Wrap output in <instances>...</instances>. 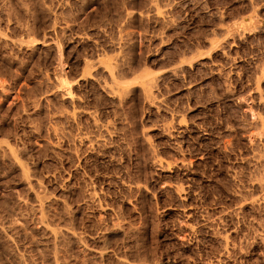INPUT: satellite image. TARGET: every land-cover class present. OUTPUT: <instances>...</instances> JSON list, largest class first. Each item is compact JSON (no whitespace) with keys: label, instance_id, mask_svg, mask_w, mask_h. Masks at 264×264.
<instances>
[{"label":"rangeland","instance_id":"rangeland-1","mask_svg":"<svg viewBox=\"0 0 264 264\" xmlns=\"http://www.w3.org/2000/svg\"><path fill=\"white\" fill-rule=\"evenodd\" d=\"M7 1L0 0V264H264V0H175L168 23L146 0ZM243 14L253 20L237 36L213 40ZM117 45L129 79L154 80V104L140 87L133 91L137 129L81 74L85 59L120 57ZM61 68L80 103L113 127L104 146L76 135L94 134L90 118L62 115L72 106L58 88ZM152 153L173 167L161 169Z\"/></svg>","mask_w":264,"mask_h":264},{"label":"bare ground","instance_id":"bare-ground-1","mask_svg":"<svg viewBox=\"0 0 264 264\" xmlns=\"http://www.w3.org/2000/svg\"><path fill=\"white\" fill-rule=\"evenodd\" d=\"M2 1V0H1ZM6 1V0H5ZM14 1V0H13ZM52 1V0H51ZM58 1V0H57ZM172 1H175V0H146V2L145 3H147V5H148V7L150 8V10L152 11V12H155V15H156V17L158 18V20L159 19H161V20H164L165 22H170V21H172V19H173V21L175 20V18L174 17H172V19H170V16H169V13H170V11H173V9L172 8H170V9H172V10H168V5L170 6V4L172 3ZM8 2V1H7ZM7 2H4V3H7ZM54 1H52L51 3H53ZM171 2V3H170ZM177 2V1H176ZM3 3V4H4ZM8 3H10L11 5L13 4V6H14V3H11V0H10V2H8ZM25 3V2H24ZM23 3V5H26V4H24ZM32 3V2H31ZM42 3H46V2H42ZM66 3V2H65ZM85 3V2H84ZM174 3V2H173ZM173 3H172V5H173ZM194 3V2H193ZM251 3V2H250ZM254 3V2H253ZM2 4V3H1ZM40 4V3H39ZM123 4H124V2H123ZM188 4V3H187ZM9 5V4H8ZM10 5V6H11ZM22 5V6H23ZM31 5V4H30ZM41 5V4H40ZM132 5V4H131ZM146 5V4H145ZM264 5V4H263ZM3 6V5H2ZM5 6V5H4ZM27 6V5H26ZM25 6V7H26ZM35 6V5H34ZM43 6V5H42ZM47 6V5H46ZM8 7V6H7ZM31 7V6H30ZM33 7V6H32ZM52 7V6H51ZM59 7V6H58ZM131 7V6H130ZM130 7L128 6V8L130 9ZM146 7V6H145ZM147 7V8H148ZM171 7V6H170ZM2 8H4V7H2ZM6 8V7H5ZM24 8V7H23ZM28 8H29V6H28ZM33 8H35V7H33ZM50 8V7H49ZM56 8V7H55ZM133 8V7H132ZM146 8V10H148ZM252 8V7H251ZM11 10H12V7L10 8ZM10 9H8V10H6V12L8 13V11H10ZM31 9V8H30ZM25 10V9H24ZM33 10V9H32ZM252 10V9H251ZM17 11V10H16ZM28 11V10H27ZM85 11V10H84ZM122 11V10H121ZM129 11V10H128ZM128 11H127V13H126V11H125V13L128 15ZM142 11H145V10H142ZM141 10H140V12H142ZM3 12V11H2ZM14 12H15V10H14ZM50 12V11H49ZM53 12H55V11H53ZM86 12V11H85ZM84 12V13H85ZM123 12V11H122ZM146 12V11H145ZM148 12L149 11H147V16H148ZM252 12V11H251ZM253 12H255V11H253ZM257 12V11H256ZM255 12V13H256ZM6 13V14H7ZM16 13H18V15H20V13L19 12H16ZM15 13V15H17ZM33 13V12H32ZM124 13V12H123ZM131 14H132V12H130ZM255 13H254V15H255ZM3 14V13H2ZM9 14V13H8ZM12 14H14L13 12H12ZM11 14V16H13ZM28 14H30V13H28ZM61 14H62V12H61ZM149 14H150V12H149ZM217 14V13H216ZM248 14V13H247ZM10 15V14H9ZM9 15H8V17H9ZM14 15V16H15ZM17 15V16H18ZM54 15H55V13H54ZM59 15V14H58ZM71 15H72V13H71ZM87 15V14H86ZM121 18H123V14L121 13ZM126 15V16H127ZM130 15V14H129ZM128 15V16H129ZM133 15V14H132ZM131 15V16H132ZM138 15H139V13H138ZM142 15V14H141ZM145 15V14H144ZM144 15H142L143 17H144ZM151 15H154V14H152L151 13ZM170 15H171V13H170ZM7 16V15H6ZM11 16H10V18H11ZM17 16H15V17H17ZM32 16V15H31ZM65 16V15H64ZM64 16H63V18H64ZM109 16V15H108ZM131 16L129 17V18H131ZM256 16V15H255ZM8 17H7V19H8ZM20 17H21V15H20ZM35 17V16H34ZM55 17V16H54ZM60 17V16H59ZM145 17H146V15H145ZM176 17V16H175ZM254 16H252V18H253ZM10 18H9V20H10ZM19 18V16L17 17V19ZM58 18V17H57ZM61 18V17H60ZM106 18V17H105ZM115 18V17H114ZM147 18V17H146ZM156 18V19H157ZM235 18V17H234ZM237 18V17H236ZM15 21H17L18 22V20L17 19H15V18H13ZM55 19H56V17H55ZM62 19V18H61ZM74 19V21H71V20H73ZM73 19H71L70 21L71 22H77V20H78V17L76 18L75 16L73 17ZM81 19V18H80ZM131 19H134L133 17L131 18ZM131 19H129L130 21H131ZM8 20V21H9ZM21 20H22V18H21ZM57 20V19H56ZM60 20V19H59ZM121 20H123V19H121ZM120 20V21H121ZM128 20V21H129ZM142 20V19H141ZM231 20V19H230ZM233 20V19H232ZM250 20H251V15H247V16H245L244 14H243V16H241V15H239V17H238V19L237 20H233L234 22H230L229 21V23H227V24H221L220 26H219V28H217L215 31H214V33H213V35H214V38H213V40L215 39V40H217V42H219V41H221V40H219V39H221L220 37H222V38H224V37H226V39H227V37H234L237 33H239V30H241V28H243V27H245L247 24H249L250 23ZM253 20V19H252ZM251 20V21H252ZM11 21V20H10ZM10 21H9V23H10ZM64 21H66V20H64ZM69 21V20H68ZM117 21V20H116ZM119 21V22H120ZM163 21V23H165ZM172 21V22H173ZM258 21V20H257ZM12 22V21H11ZM23 22V21H22ZM22 22H18V23H22ZM28 22V21H27ZM26 22V23H27ZM54 22H56V21H54ZM53 22V23H54ZM111 22V21H110ZM110 22H109V24H110ZM124 22H126V20L124 21ZM123 22V23H124ZM162 22V21H161ZM254 22V21H253ZM255 22H256V20H255ZM259 22V21H258ZM58 23V20H57V22H56V24ZM66 23V22H65ZM69 22H67V24H68ZM122 23V24H123ZM127 23H130V22H127ZM167 23H166V25H167ZM226 23V22H225ZM55 23H54V25H56ZM125 24V23H124ZM123 24V25H124ZM131 24V23H130ZM19 25V24H18ZM23 25V24H22ZM24 25L27 27L29 24H25V22H24ZM33 25V24H32ZM52 25V24H51ZM85 25V24H84ZM106 26H107V24H105ZM120 25H121V23H120ZM129 25V24H128ZM132 25V24H131ZM169 25H172V24H169ZM174 25V24H173ZM24 26V27H25ZM30 26V25H29ZM57 26V25H56ZM71 26V25H70ZM92 26V25H91ZM119 26V25H118ZM126 26V25H125ZM124 26V27H125ZM252 26V25H251ZM7 27H8V25H7ZM105 27V26H104ZM122 27V26H121ZM124 27H122V28H124ZM130 28V25L129 26H127V28ZM253 27L254 26H252V27H249V29L250 28H252V30H253ZM22 28V27H21ZM32 28V27H31ZM55 28L56 27H54V30H55ZM119 28H120V26H119ZM126 28V29H127ZM256 28V27H255ZM29 30H30V28H28ZM125 29V30H126ZM27 30V29H26ZM119 30V29H118ZM255 30V29H254ZM33 31V30H32ZM122 30L120 29V32H121ZM242 31H245V29L244 30H242ZM246 31H248V29H246ZM30 32V31H29ZM29 32H28V35H29ZM63 32V31H62ZM144 32V31H143ZM34 33V32H33ZM245 33V32H244ZM249 33H251V31H249ZM36 34H37V32H36ZM120 34V33H119ZM126 34V33H125ZM131 34V33H130ZM241 34V33H240ZM239 34V35H240ZM247 34V33H246ZM59 35V34H58ZM238 35V36H239ZM243 35V34H242ZM242 35H240V36H242ZM33 36V35H32ZM127 36V35H126ZM140 36V35H139ZM237 36V35H236ZM239 36V37H240ZM247 36V35H246ZM30 37H31V35H30ZM29 37V39H33V37L34 38H36V35L34 34V36L33 37H31L30 38ZM122 37V36H121ZM239 37L237 38V39H239ZM16 38V37H15ZM28 38V37H27ZM113 38V37H112ZM118 38V37H117ZM124 38H125V36H124ZM241 38V37H240ZM243 38H245L244 37V35H243ZM121 38H119V40H120ZM138 39V38H137ZM142 39V38H141ZM207 39V38H206ZM225 39V38H224ZM56 40V39H55ZM118 40V41H119ZM124 40V39H123ZM233 40H234V38H233ZM240 40V39H239ZM209 41V40H208ZM227 41V40H226ZM229 41V40H228ZM227 41V42H228ZM235 41H236V39H235ZM19 42V41H18ZM35 42V41H34ZM111 42V41H110ZM140 42V41H139ZM216 42V41H215ZM231 42V41H230ZM239 42V41H238ZM209 43H211V42H209ZM222 43V42H221ZM111 44H113V46L115 45V42H113V43H111ZM116 44H117V42H116ZM119 44H120V42H119ZM122 44V43H121ZM120 44V45H121ZM211 44H213V42L211 43ZM216 44V43H215ZM229 44V43H228ZM7 45V44H6ZM20 45V44H19ZM30 45V44H29ZM21 46V45H20ZM61 46V45H60ZM118 47H119V49L117 50V51H119V53H120V57H118V54H116L117 55V57H116V55L113 53V55H115V60L114 61H112V59L110 60V55H108L107 54V52H104V54L106 53V56L107 57H109L108 59H103L102 58V56H103V54L100 56V57H96V61H94V60H91V59H85V61H84V65H85V68H84V70H83V72L81 73L82 74V77L84 78V77H86V76H89V78H90V80H91V78H92V80H94V82H96V85L97 86H99L101 89H102V92H104L105 94H107L110 98H111V100H113V101H115L117 104V107H120V109L121 108H123L122 110L124 111L123 112V114H121V115H123L122 117H127V119H129V120H132L131 122H130V124L131 125H133L132 127L134 128V127H136L137 125H139V124H137L138 122H140V121H138L137 123H136V120H138V118L136 117V115H135V117L137 118V119H135L134 118V116L132 115V114H134L135 112H137V111H135L134 113H132L131 112V106H132V104L134 103V101H135V99H136V97L133 95V91H134V89L136 88V87H140V89L141 90H143V93H144V99H145V101L148 103V104H154L155 103V101H156V98L157 97H155L156 95L154 94L155 93V91L153 92V89H152V87H153V85H154V83L153 84H151V82L152 81H154V80H152V81H150L149 82V80L148 79H150L151 77V75L149 76V77H147V81H148V83L147 84H149V85H147V86H145L144 84H143V82H144V80H142L143 78V76H138V75H136L134 78H132V79H129L128 78V76H127V74L125 73V70H126V68H125V61H124V59L123 58H125L126 56H124L123 55V52L125 51L124 49H123V47L122 46H119V45H117ZM124 46V45H123ZM220 48H221V46H219ZM223 47V46H222ZM104 49V48H103ZM117 49V48H116ZM222 50V49H221ZM223 50H224V48H223ZM105 51V50H104ZM116 51V53H118ZM195 51V50H194ZM196 52H197V49H196ZM196 52L194 53V54H196ZM224 52H226L225 50H224ZM192 53V55L191 56H193L194 54ZM111 54V53H110ZM227 54V53H226ZM58 56V55H57ZM99 56V55H98ZM87 57V56H86ZM86 57H84V58H86ZM104 57V56H103ZM106 57V58H107ZM182 57H184V55L182 56ZM61 58V57H60ZM93 58V57H92ZM95 58V57H94ZM105 58V57H104ZM111 58H112V55H111ZM189 58V57H188ZM230 58V57H229ZM126 59V58H125ZM180 59V58H179ZM186 59V58H185ZM84 60V59H83ZM181 61H183L182 59H181ZM189 62V61H188ZM60 63V62H59ZM181 63V65H182V62H179V64ZM187 63V62H186ZM185 63V64H186ZM205 63V62H204ZM259 64V63H258ZM261 64V63H260ZM63 65V64H62ZM65 65V64H64ZM178 66V68L179 67H181L182 68V66ZM184 65V64H183ZM172 66V65H171ZM63 67V66H62ZM178 68H175L174 67V69L172 70V73H173V75L174 76H177L178 75V72H179V70H178ZM100 69H103V70H101L100 71ZM259 69V68H258ZM183 70V69H182ZM264 71V70H263ZM263 71H262V73H263ZM70 71H66L64 68H61V76L59 77V76H57L58 74V71H57V77H59L58 78V83H59V86H58V84H57V86H58V88L59 89H61V91H60V93H61V95H62V97L63 98H66V100L68 99V101L70 100V105L72 106V108L69 110L68 108V110L69 111H65L62 115H64V118L66 119V120H70V119H73V120H71V121H75V122H77L76 121V119H78L82 114L83 115H85L84 116V118L87 116L88 118H90L93 122H94V124L90 121V123H92V125H94L93 127L95 128V130H93L92 129V132L93 131H95L94 132V134H90V135H88V134H86L87 133V130H86V128H85V130L84 131H86V132H84V133H81V131L80 132H77L76 133V135H78L79 136V138H80V140L82 139H85V140H87L88 142H90V144H94L95 146L97 145V146H104L105 145V143H107V137H108V133H110V135H111V132H110V129H109V121H108V123L106 122V124L104 123H101L100 122V116H99V114H98V111L99 110H97V109H95V108H91V107H89V106H86V105H82L80 102H81V100L83 99L84 100V97L82 98L81 97V95L79 96L78 94H77V92H76V90H75V87H74V83H72L71 82V78H72V76H71V78H70V76H69V74H71V73H69ZM49 73H47L46 75H48ZM146 74V73H145ZM183 74V73H182ZM228 74V73H227ZM231 74V73H230ZM264 74V73H263ZM224 75V74H223ZM261 75V74H260ZM259 75V76H260ZM81 76V75H80ZM47 77V76H46ZM49 77V76H48ZM155 77V76H154ZM56 78V77H55ZM69 78H70V80H69ZM79 78V77H78ZM88 78V79H89ZM156 78V77H155ZM57 79V78H56ZM55 79V80H56ZM73 79V78H72ZM77 79V78H76ZM144 79H146V77H144ZM86 80V79H85ZM257 80H259V79H257ZM46 81H48V80H46ZM53 81V80H52ZM75 81V80H74ZM143 81V82H142ZM49 82V81H48ZM51 82V81H50ZM257 82H259V81H257ZM76 83V82H75ZM89 83V82H88ZM51 84V83H50ZM52 85V84H51ZM53 85H54V83H53ZM93 85H94V83H93ZM226 85V84H225ZM258 85V84H257ZM256 85V86H257ZM55 87V86H54ZM53 87V88H54ZM154 88V87H153ZM158 88V87H157ZM258 88V87H257ZM51 90H52V88H51ZM58 90V89H57ZM56 90V91H57ZM231 90V89H230ZM43 91V90H42ZM41 91V92H42ZM46 91H47V89H46ZM59 91V90H58ZM101 92V93H102ZM230 92V91H229ZM45 93V92H44ZM215 93V92H214ZM262 93V92H261ZM260 93V94H261ZM44 95V94H43ZM259 96H261V95H259ZM86 97V96H85ZM263 97V96H262ZM261 97V98H262ZM42 98V97H41ZM80 98H82V99H80ZM47 99V98H46ZM80 99V100H79ZM263 99V98H262ZM37 100V99H36ZM39 100V99H38ZM65 100V101H66ZM251 101V100H250ZM262 101V100H261ZM39 102V101H38ZM38 102H36V104L38 103ZM68 103V102H67ZM84 103H86V102H84ZM157 103H158V101H157ZM40 104V103H39ZM135 105V104H134ZM92 106V105H91ZM136 106V105H135ZM144 106V105H143ZM154 106V105H153ZM251 106V105H250ZM126 107H128L126 110H125V108ZM132 107H134V106H132ZM250 108V110H252L251 109V107H249ZM248 108V109H249ZM67 109H65V110H67ZM247 110V109H246ZM63 111H64V107H63ZM132 111H134V109L132 110ZM253 111V110H252ZM251 112V111H250ZM132 113V114H131ZM254 113V112H253ZM259 113V112H258ZM61 114V113H60ZM59 114V115H60ZM260 114V113H259ZM116 115V114H115ZM256 115V114H255ZM57 116V115H56ZM61 116V115H60ZM62 117V116H61ZM86 117V118H87ZM183 117V116H182ZM178 118V117H177ZM254 118H256V117H254ZM259 118H260V120H263L264 121V119L263 118H261V116H259ZM61 119V118H60ZM89 119V120H90ZM135 119V120H134ZM183 119V118H182ZM88 120V121H89ZM124 120H126V118L124 119ZM173 120H174V118H173ZM184 120L185 119H183L182 121L184 122ZM259 119H258V123L259 124H261L260 126H262V128H264V122L263 121H260ZM86 121V120H85ZM127 122H128V120H126ZM179 121H181V119L179 120ZM181 121V122H182ZM51 122V121H50ZM64 122V121H63ZM70 122V121H69ZM75 122H73V123H75ZM81 122L83 123V121H82V119H81ZM80 122V123H81ZM111 122V121H110ZM172 122V121H171ZM66 123H68L67 121H66ZM133 123V124H132ZM140 123H142V122H140ZM179 123V122H178ZM257 123V124H258ZM57 124V123H56ZM65 124V123H64ZM76 124V123H75ZM88 124V123H87ZM112 124V123H111ZM129 124V123H128ZM181 124V123H180ZM179 124V125H180ZM73 125V124H72ZM77 125V124H76ZM81 125V124H80ZM141 125V124H140ZM166 124H164V126H165ZM251 125V124H250ZM57 126V125H56ZM55 126V127H56ZM82 126V125H81ZM88 126H90V127H92L91 126V124L90 125H88ZM130 126V125H129ZM164 126H163V128H164ZM167 126V125H166ZM257 126V125H256ZM75 127H77V126H75ZM78 127H79V124H78ZM77 127V128H78ZM90 127H88V129L90 128ZM92 127V128H93ZM54 128V127H53ZM57 128V127H56ZM83 128V127H82ZM110 128H113V127H110ZM166 128V127H165ZM170 127H169V124H168V128L167 129H169ZM258 128V127H257ZM261 128V129H262ZM84 129V128H83ZM136 129H137V127H136ZM135 129V130H136ZM69 130V129H68ZM67 130V131H68ZM79 130V129H78ZM118 130V129H117ZM165 130V129H164ZM257 130V129H256ZM263 130V129H262ZM56 131V130H55ZM74 131V130H73ZM88 131H90V130H88ZM112 131V130H111ZM166 131V130H165ZM171 131V130H170ZM258 131V130H257ZM70 132V131H69ZM68 132V133H69ZM168 132V131H167ZM264 132V131H263ZM62 133V132H61ZM63 133H64V131H63ZM67 133V132H66ZM90 133V132H89ZM163 133H164V131H163ZM166 133V132H165ZM71 134V133H70ZM106 134H108V135H106ZM113 134V133H112ZM115 134V133H114ZM170 134V133H169ZM172 134V133H171ZM257 134V133H256ZM260 134H261V132H260ZM264 134V133H263ZM74 135V134H73ZM67 136V135H66ZM69 136V135H68ZM261 136V135H260ZM262 136H264V135H262ZM150 137V136H149ZM76 138V137H75ZM111 139H112V137H110ZM139 138V137H138ZM261 138V137H260ZM264 139V138H263ZM75 140V139H74ZM81 140V141H82ZM110 140V139H109ZM135 140H136V138H135ZM134 140V141H135ZM140 140V139H139ZM72 142H73V140H72ZM84 142V141H83ZM138 142V141H137ZM136 142V143H137ZM264 144V143H263ZM82 145V144H81ZM139 145H140V143H139ZM94 146V147H95ZM107 146V145H106ZM142 146V145H141ZM141 146H139L140 147V149H141ZM91 148H93L92 146H91ZM138 148V147H137ZM137 148H135L136 149V151L135 152H137L138 150H137ZM152 148V147H151ZM96 149V148H95ZM119 149V148H118ZM79 151V150H78ZM260 151V150H259ZM100 152V151H99ZM254 152V151H253ZM140 153H142V150L140 151ZM140 153H136V155L137 154H140ZM153 153H154V151H153ZM153 153L152 154H150L151 156H153ZM78 154V153H77ZM139 157H140V155H138ZM143 156H144V154H143ZM151 156H149V157H151ZM138 157V158H139ZM255 157V156H254ZM258 157V156H257ZM137 158V159H138ZM144 158V157H143ZM142 158V160H144ZM153 158H154V160H153ZM151 159H152V161H154L155 163H157V164H159L158 166H162V168L161 169H163L164 168V166H165V164H166V168H167V166L168 165H170V163H172V162H170V163H168V162H165V160H163L162 158H160L159 156H158V154L157 153H155L154 154V156L153 157H151ZM184 159V158H183ZM139 160V159H138ZM140 160H141V157H140ZM153 162V163H154ZM140 163V162H139ZM152 163V164H153ZM154 163V164H155ZM141 164V163H140ZM168 164V165H167ZM175 165V164H174ZM142 166V165H141ZM170 166H172V164L170 165ZM173 167V166H172ZM171 167V168H172ZM169 168V167H168ZM141 169H143V168H141ZM144 169H146V168H144ZM164 170H165V168H164ZM142 172V171H141ZM145 172V171H144ZM147 173V172H146ZM146 173H144V175L146 174ZM87 174V173H86ZM87 176V175H86ZM140 176V175H139ZM142 176V175H141ZM147 176V175H146ZM139 178H141V177H139ZM144 178V177H143ZM144 179H146V178H144ZM148 179V178H147ZM259 179H260V177H259ZM263 179V178H262ZM138 180H141V179H138ZM143 181V180H142ZM145 182H147L146 180H144ZM141 182V181H140ZM258 182H260V181H258ZM148 183V182H147ZM141 184V183H140ZM140 184H139V182H137V184L136 185H138V190H139V192H140V195H142V197H143V191H142V187L140 186ZM261 184V187L262 188H264V179H263V181H262V183H260ZM148 185V184H147ZM143 188H145V186L146 185H144L143 184ZM137 187V186H136ZM175 188V187H174ZM95 190V189H94ZM137 190V191H138ZM176 190L177 191H182L183 189H182V187H181V185L180 186H176ZM95 192V191H94ZM179 192V193H180ZM97 195V194H96ZM139 195V194H138ZM125 197V196H124ZM255 198V197H254ZM92 200V199H91ZM142 200H143V198H142ZM101 202V201H100ZM143 202V201H142ZM258 203V202H257ZM41 206H43V203H42V205ZM241 209V208H240ZM41 210V209H40ZM44 211V210H43ZM67 211V210H66ZM41 212H42V210H41ZM43 213V212H42ZM44 215V214H43ZM117 216V215H116ZM43 219V218H42ZM118 219V218H117ZM116 219V220H117ZM44 220V219H43ZM209 220V219H208ZM118 221H119V219H118ZM115 222V221H114ZM117 223V222H116ZM115 223V224H116ZM143 223V222H142ZM121 224V223H120ZM199 225V224H198ZM120 226V225H119ZM218 226V225H217ZM132 227V226H131ZM193 227L194 226H192V229H193ZM51 229V228H50ZM53 229V228H52ZM54 230V229H53ZM73 230V229H72ZM218 230V229H217ZM53 232H55V231H53ZM56 233V232H55ZM256 234V233H255ZM63 235V234H62ZM223 236V235H222ZM223 238V237H222ZM78 239H80V238H78ZM224 239H225V237H224ZM224 239H223V241H224ZM254 239V238H253ZM81 240V239H80ZM221 240V239H220ZM83 240H81V242H82ZM222 241V240H221ZM225 242L226 243H224L225 244V247L227 246L226 244H228V242H227V240H225ZM104 244V243H103ZM224 247V246H223ZM226 248H228V247H226ZM241 248V247H240ZM105 251H106V249H105ZM230 252V251H229ZM220 253V252H219ZM99 254V253H98ZM100 254H101V252H100ZM235 254V253H234ZM102 256V255H101ZM229 256V255H228ZM123 259V258H122ZM122 259H121V261H122ZM141 259V258H140ZM120 261V260H119ZM147 263V262H146ZM140 264V263H139Z\"/></svg>","mask_w":264,"mask_h":264}]
</instances>
